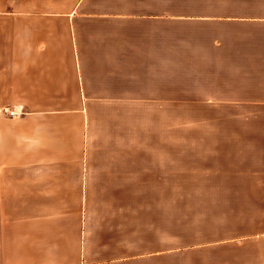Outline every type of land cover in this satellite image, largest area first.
<instances>
[{
  "label": "crops",
  "instance_id": "0c3cea01",
  "mask_svg": "<svg viewBox=\"0 0 264 264\" xmlns=\"http://www.w3.org/2000/svg\"><path fill=\"white\" fill-rule=\"evenodd\" d=\"M0 264H264V0H2Z\"/></svg>",
  "mask_w": 264,
  "mask_h": 264
},
{
  "label": "rangeland",
  "instance_id": "374dc122",
  "mask_svg": "<svg viewBox=\"0 0 264 264\" xmlns=\"http://www.w3.org/2000/svg\"><path fill=\"white\" fill-rule=\"evenodd\" d=\"M2 0H0L1 3ZM7 1V0H5ZM207 1V0H201ZM7 107V106H5ZM9 107V106H8ZM1 113L7 115L2 110ZM168 117L166 121H163V128H168L169 131V144L176 145L178 135L177 130H184L185 135L188 136L187 131H191L193 127L196 129L202 128L200 124L201 114H203V109L201 107H178L175 105H170L167 107ZM8 116V115H7ZM196 125V126H195ZM156 127V122H154V128ZM217 128V127H215ZM186 145L191 144V139L185 138ZM180 211L177 208L176 192L175 186H170V247L178 248L188 246L192 242V219L188 215L186 209H183V213L180 217ZM191 214V211H190ZM203 241V236L199 238ZM178 250L170 249V257H188L191 258V254H176Z\"/></svg>",
  "mask_w": 264,
  "mask_h": 264
},
{
  "label": "built area",
  "instance_id": "2783aa9c",
  "mask_svg": "<svg viewBox=\"0 0 264 264\" xmlns=\"http://www.w3.org/2000/svg\"><path fill=\"white\" fill-rule=\"evenodd\" d=\"M9 117H16L23 113V107L21 105H16L12 107H4L2 109Z\"/></svg>",
  "mask_w": 264,
  "mask_h": 264
}]
</instances>
